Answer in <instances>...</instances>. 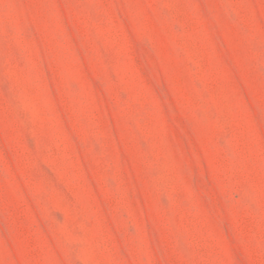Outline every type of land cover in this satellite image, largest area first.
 Returning a JSON list of instances; mask_svg holds the SVG:
<instances>
[{
  "label": "rangeland",
  "instance_id": "374dc122",
  "mask_svg": "<svg viewBox=\"0 0 264 264\" xmlns=\"http://www.w3.org/2000/svg\"><path fill=\"white\" fill-rule=\"evenodd\" d=\"M0 264H264V0H0Z\"/></svg>",
  "mask_w": 264,
  "mask_h": 264
}]
</instances>
